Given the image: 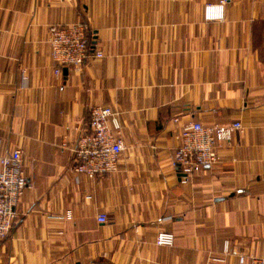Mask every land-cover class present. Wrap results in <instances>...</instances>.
I'll return each mask as SVG.
<instances>
[{"label": "crops", "instance_id": "0c3cea01", "mask_svg": "<svg viewBox=\"0 0 264 264\" xmlns=\"http://www.w3.org/2000/svg\"><path fill=\"white\" fill-rule=\"evenodd\" d=\"M221 1L223 20L206 21ZM75 23L103 56L56 76L49 28ZM96 106L118 113L124 152L115 173L89 179L71 149ZM234 121L219 161L180 183L181 127ZM14 150L31 186L0 264L263 257L264 0H0V156ZM161 231L172 247L155 245Z\"/></svg>", "mask_w": 264, "mask_h": 264}, {"label": "built area", "instance_id": "2783aa9c", "mask_svg": "<svg viewBox=\"0 0 264 264\" xmlns=\"http://www.w3.org/2000/svg\"><path fill=\"white\" fill-rule=\"evenodd\" d=\"M224 2L205 7L206 21L223 20ZM48 32L56 76L61 74L62 67L79 72L88 59H99L103 56L99 50L94 54L90 53L95 45L93 36L89 34L85 24L52 26ZM118 116L115 110L107 106H96L90 110L87 130L71 149L74 156V173L93 179L97 175L116 172L118 161L124 152ZM241 131L242 125L239 121L212 126H204L199 122L184 124L176 135L179 144L172 161L180 183H188L189 179L202 169L215 165L219 161V147L229 146L232 136ZM62 147L66 148V143ZM30 186L23 175L21 152L14 150L10 154L0 156V240L7 238L14 229L17 219L15 207ZM97 221L106 223L107 217L99 215ZM173 244L172 233L161 231L156 235L157 247H172ZM228 255V248L225 247L222 255L209 257L205 264H226ZM238 264H264V256L250 261L244 256H239Z\"/></svg>", "mask_w": 264, "mask_h": 264}]
</instances>
